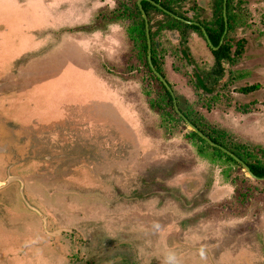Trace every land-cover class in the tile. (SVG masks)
<instances>
[{"label": "rangeland", "instance_id": "374dc122", "mask_svg": "<svg viewBox=\"0 0 264 264\" xmlns=\"http://www.w3.org/2000/svg\"><path fill=\"white\" fill-rule=\"evenodd\" d=\"M135 5L0 0V182L16 179L0 190V264H264V180L166 106L143 63ZM229 8L222 76L202 35L183 40L169 24L156 38L158 64L190 122L264 165V0ZM83 55L122 79L131 104L110 100ZM47 172L55 198L27 188Z\"/></svg>", "mask_w": 264, "mask_h": 264}, {"label": "flooded vegetation", "instance_id": "af4514ba", "mask_svg": "<svg viewBox=\"0 0 264 264\" xmlns=\"http://www.w3.org/2000/svg\"><path fill=\"white\" fill-rule=\"evenodd\" d=\"M209 1H210L209 5L211 4L210 11H211V17L212 18L210 20L206 21V18L203 17V19H201V20H200V18L204 14V10L207 8V6H209L207 0H199V1L198 0H136L135 7L137 6L139 12L141 13V20H143V22H144L145 35H146V21H147V23L149 25V36H150V40H151V51H152V54H151L152 66L154 67L155 71L158 74H160L162 77H163V75L159 72V68H160L159 67V64H157V66H154V64H153V52L155 53V58H156V61L158 63L157 57H159V55H157L158 53L156 51V38L159 35V28H161L160 25H162V23H166V25H168L169 22H162L161 23V22L157 21L159 19V15L163 16L164 18L171 19V21L173 23L171 22V24H169V26H167V27H168L169 30H173L174 32H176L181 37V39L185 40L187 38V36L193 31L195 33H198L199 35H202V37L205 39L206 43L208 44V46L210 48V51L212 49H216L217 50L218 48H214L213 47V44H212V42L210 40V35L212 34V35L215 36V34L218 31L219 25L217 24V19L220 17V13H219L218 9L216 8L217 7V5H216L217 4V0H209ZM188 2H191L192 3L191 6H189V8H190L189 10H191L193 12V15H190V16L189 15H186L183 12V10H182L184 3H188ZM228 2H229V0H223L222 1V5H221V7H222L221 8V16H222L223 21H224V34L222 36V39H221L220 45H219V47L220 46H226V48H227V45L224 44V39H225V36H226V34L228 32V29L226 30V24L228 26V14H227ZM143 3H149L150 4V7H147V11L145 10V8L143 6ZM144 14H145L146 18H144ZM154 15L156 16V18H154ZM226 21H227V23H226ZM140 25H141V22H140ZM140 27L142 29V25ZM81 32L86 33L88 31H85L84 30V31H81ZM146 44H147V60H148L147 35H146ZM98 48L102 49L101 46H98ZM99 52L100 53H99L98 56H103V55L106 54V52L103 49L100 50ZM92 53H93V51H92ZM211 53H212V51H211ZM93 54L95 55V53H93ZM185 54H186V52H183V56L184 57H185ZM228 56H229V54H228ZM214 58H215V56H214ZM185 60H186V62H188L189 64H191V61L189 59V56H187V58H185ZM215 61H216V58H215ZM148 64H149V61H148ZM216 65H217V61H216ZM149 66H150V64H149ZM191 68L193 69L192 66H191ZM150 69H151L153 75L155 76L154 79L156 80V82L158 83V86H159V81H160L159 78L157 77V75L155 74V72L152 70V67L151 66H150ZM219 72H221L220 69L218 70V72L216 74H214V72H213V74L215 75V77H219V76H222L223 75V72H221L220 74H219ZM163 78L168 83V85L170 87V91H172V93H173V95L175 97V100L177 102L178 111L176 110V108L174 106V103H173V108H174L175 113L178 114V116L182 120H184V118H185V119H187L189 121V119L185 116L184 113H182L181 109L179 108V106L182 108L181 99L175 95V93L173 91V88H172V85L168 82V80L166 79V77H163ZM111 80H112L111 83H112V86H113L112 88L115 89L116 93H118L119 95L123 93V96H121L119 98H121L123 100L127 99V101L131 104V99H129V98H130L131 93L133 91L132 90L131 91H128L127 88H125L123 86V84H121L122 83L120 81V80H122L121 78L116 77L115 79H111ZM197 81H198V84H197L198 87L200 89L204 90V91L210 92V91H214L215 88H216V87H212V89H210L209 86L207 84H205V82H203V80L200 78V76H197ZM163 86H164V84H163ZM159 87H161V86H159ZM128 88L131 89V87H128ZM166 90L171 95V92L167 88H166ZM171 97L173 98L172 95H171ZM125 102H126V100H125ZM190 123L193 125L192 122H190ZM205 137H207V136H205ZM208 139H210V138H208ZM215 145H217V144H215ZM212 147H214V146H212ZM219 147L222 148V149H224L225 151H228L229 153L233 154L228 149H225V148H223V147H221L219 145H218V147H215V148H217V149H219L222 152H224V153L227 154V152H225L224 150L220 149ZM227 155L230 156L229 154H227ZM233 155L236 158H238L235 154H233ZM240 157L241 158H238V160L240 162L237 161V160H235L232 157L231 158L233 159V162L241 165L246 170V168H245L244 165H246V166L249 167V164L247 163L249 161L246 160L243 156H240ZM257 165H260V164H257ZM249 169H250V167H249ZM250 171H251V169H250ZM247 173H248V171H247ZM258 179H255V180H258ZM261 180H264V179H261Z\"/></svg>", "mask_w": 264, "mask_h": 264}, {"label": "trees", "instance_id": "16d2710c", "mask_svg": "<svg viewBox=\"0 0 264 264\" xmlns=\"http://www.w3.org/2000/svg\"><path fill=\"white\" fill-rule=\"evenodd\" d=\"M222 1L223 0H217V4H216L217 5L216 8L218 9V11L220 13V17L217 19V24L219 25L218 31L215 34V36L212 35V34L210 35V40H211V42L213 44V47L214 48H218L217 50L216 49H212L211 51H212L213 55L216 58L217 67L220 69L221 72H222V69H223V64L225 63L226 60L229 59L228 54H229V51H230V49L228 47L226 48V46H220L219 47L220 41H221L222 36L224 34V21H223V18L221 16V8H222L221 5H222ZM229 3H230V0L228 2V6H227V14H228V17L230 15V13H229V9H230L229 8ZM143 6H144L145 10L147 11V7H150V4L149 3H143ZM135 13H136V15L138 17H140V20H141V13L139 12L137 6L135 7V10L133 11V16H134ZM165 20L166 21H164V22H169V24H171V22H172L171 19H168V18H165ZM228 20H230V18H228ZM164 24L166 25V23H162V25H164ZM141 25H142V29H141V32H140L139 37H140V39L142 41V43L140 44V49L143 52L142 55H144V62L143 63L148 68L149 72L152 73V71L150 69V66L148 64V60H147V44H146V35H145V28H144V22H143V20H141ZM228 28H229V24H228ZM153 64H154V66H157V64H158L157 61H156L155 53L154 52H153ZM159 72L163 75V77H165L164 73H162V70L160 68H159ZM221 72H219V74ZM152 75H153V73H152ZM159 85L161 86L162 91L164 92V96H162L163 97V101L165 102L166 106H168V108H170L173 111V113H174L175 111H174V108H173V98L171 97L170 93L166 90V88L163 86V84L160 81H159ZM179 108L181 109L182 113L185 114V116L187 118H190L189 117V114H187V112L185 110H183L180 106H179ZM192 123H193V125L195 127H197L199 129L200 132H202L205 136H207L208 138H210L213 143H215V144H217V145H219V146H221V147H223L225 149L228 148L224 144H222L220 142V140H218L216 137H214L213 135H211L208 132H206L205 130H203L195 121L192 120ZM203 140L204 139H202V141ZM229 151H231L233 154H235L238 158H241L240 157L241 155H239L234 150L229 149ZM247 163L249 164V167H250L252 173L257 178L264 179V165H257L255 163H251V162H247Z\"/></svg>", "mask_w": 264, "mask_h": 264}, {"label": "crops", "instance_id": "0c3cea01", "mask_svg": "<svg viewBox=\"0 0 264 264\" xmlns=\"http://www.w3.org/2000/svg\"><path fill=\"white\" fill-rule=\"evenodd\" d=\"M84 39L86 40V41H84ZM87 39L88 38H82V39H75V41H81L80 43H87V44H89L90 42H88L87 41ZM80 43H78V44H80ZM95 43H97V42H95ZM96 46H100V44H97ZM108 55V54H107ZM86 56V60L88 61V63H89V65H87L89 68H90V65L91 66H94V71L96 72H93V73H91L92 71L91 70H88V71H90V74H91V77H92V79L94 78V80L98 83V85L99 86H104V87H107V89H108V91H107V94H108V96H109V98H110V100H112V97H113V95L116 97V98H119V96H117L116 95V91H115V89H113L112 87L113 86H111L110 85V82L109 81H107V80H110V81H112L111 79H115L114 77H113V75H111L109 72H107V71H105V69L103 68V71H100V70H97L95 67H97V65L96 64H94V61H93V59L91 60V59H87V57H89L88 55H83L82 57H85ZM95 57V55L93 56V58ZM97 57H98V54H97ZM30 60V59H29ZM31 62V60L28 62V64ZM23 65H26V63H24ZM23 65H21L22 67H24ZM106 65V64H105ZM20 66V67H21ZM93 68V67H92ZM91 69V68H90ZM108 70V69H107ZM104 72H106V75H104ZM103 97H97V99L96 100H101ZM109 100V101H110ZM123 106H125V107H122L121 109H119L118 108V113L121 115V117H125V121L131 126L132 124H136L135 123V120H133L132 119V117H131V110L126 106V105H124V104H122ZM130 111H129V110ZM109 115H111V117L113 116V115H115L114 113H113V110L111 109V108H109V110H108V116ZM67 154H64V155H56L55 156V160H57V158L59 157L60 159H58V160H61V159H65V158H67ZM71 157H73V155L71 156ZM51 173L52 172H47V173H42L41 175H36L35 177H33L32 179H30V178H28V180H27V188L28 189H30L31 188V185L33 184V188H35V187H37V188H42L43 189V191H44V194H45V196L46 197H50V198H55L52 194H51V192H50V190H51V188H53L52 186L54 185V184H52L53 182H52V180L53 179H55L56 178V176H54L53 177V179H52V176H51ZM93 175H95V174H97L98 176H99V173H92ZM121 175V174H120ZM125 176V178H126V181H128L129 180V178H128V176L125 174L124 175ZM40 178V180H37L38 178ZM35 178V179H34ZM106 179H108V180H106V181H115L116 179H113L112 177H107ZM110 179V180H109ZM67 182V181H66ZM59 183V182H58ZM64 183V182H63ZM63 184L61 183V186H62ZM50 189V190H49ZM54 189V188H53ZM62 196V195H61ZM27 201V200H26Z\"/></svg>", "mask_w": 264, "mask_h": 264}, {"label": "water", "instance_id": "95a60500", "mask_svg": "<svg viewBox=\"0 0 264 264\" xmlns=\"http://www.w3.org/2000/svg\"><path fill=\"white\" fill-rule=\"evenodd\" d=\"M144 18H146V16H145V14H144ZM226 23H227V21H226ZM228 29V26H227V24H226V30ZM146 35H147V43H148V61H149V64H150V66L152 67V70L155 72V74L157 75V77L159 78V80L164 84V86L170 91V87H169V85H168V83L166 82V80L160 75V74H158L156 71H155V69H154V67L152 66V61H151V54H152V51H151V40H150V36H149V25H148V23H147V21H146ZM171 92V95L173 96V103H174V106H175V108H176V110L178 111V107H177V102H176V100H175V97H174V95H173V93H172V91H170ZM184 120H185V122L188 124V126L192 129V130H194L199 136H201L204 140H206L211 146H214V147H218V145H215L210 139H208L207 137H205L194 125H192L187 119H185L184 118ZM220 148V147H219ZM220 149H222V148H220ZM222 150H224V149H222ZM225 151V150H224ZM225 152H227V154H229L232 158H234L235 160H237V161H239L238 160V158H236L233 154H231V153H229L228 151H225ZM240 162V161H239ZM245 166V168H246V170L248 171V174L251 176V177H253L254 179H258V178H256L255 177V175L250 171V169H249V167L248 166H246V165H244ZM258 180H261V179H258ZM14 181H16V179L14 180V179H8V180H6V181H4V182H0V190L1 189H3V188H5L6 186H8L9 184H11L12 182H14Z\"/></svg>", "mask_w": 264, "mask_h": 264}]
</instances>
